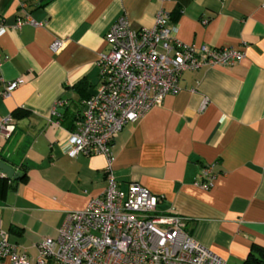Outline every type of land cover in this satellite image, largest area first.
I'll list each match as a JSON object with an SVG mask.
<instances>
[{"label": "crops", "instance_id": "0c3cea01", "mask_svg": "<svg viewBox=\"0 0 264 264\" xmlns=\"http://www.w3.org/2000/svg\"><path fill=\"white\" fill-rule=\"evenodd\" d=\"M170 13L175 37L194 45L244 51L230 65L184 69L179 88L111 140V170L121 190L138 182L160 196L157 213L186 218L185 230L225 264L264 260V7L261 0H0L3 57L0 160L18 177L0 175V230L35 264L37 243L56 236L64 213L83 208L106 185L103 154L66 152L81 101L99 81L105 33L120 15L151 26ZM24 13L39 24L13 26ZM63 39L58 51L51 42ZM22 81L2 95L9 79ZM83 80L84 88L76 83ZM213 183L200 186L204 165ZM23 175V177L21 176ZM5 178V179H4ZM48 264H59L48 259ZM2 264H10L8 257Z\"/></svg>", "mask_w": 264, "mask_h": 264}, {"label": "built area", "instance_id": "2783aa9c", "mask_svg": "<svg viewBox=\"0 0 264 264\" xmlns=\"http://www.w3.org/2000/svg\"><path fill=\"white\" fill-rule=\"evenodd\" d=\"M26 22L39 24L24 13L15 18L13 26ZM7 26L0 20V34ZM175 31L176 24L164 8L156 11L151 26L133 27L120 15L106 30L109 48L99 53L96 61L99 81L81 101L66 147L71 156L103 154L106 185L83 208L65 211L56 236H43L38 241L35 264H48V259L59 264H225L220 255L185 230L184 216L155 211L158 194L138 182L121 190L111 170V140L126 122L138 119L166 94L176 92L184 69L230 65L244 55L243 50L233 47L184 43L175 37ZM62 44L63 39L55 38L50 48L58 51ZM2 62L0 55V68ZM21 81V77L7 80L1 94L8 95ZM13 128L12 116L5 115L0 133L7 137ZM211 167L206 164L202 168L197 181L200 186L212 185ZM5 257L10 264H29L27 253L0 230V264Z\"/></svg>", "mask_w": 264, "mask_h": 264}, {"label": "water", "instance_id": "95a60500", "mask_svg": "<svg viewBox=\"0 0 264 264\" xmlns=\"http://www.w3.org/2000/svg\"><path fill=\"white\" fill-rule=\"evenodd\" d=\"M0 172L7 177H18L21 174L19 171H15L14 167L4 160H0Z\"/></svg>", "mask_w": 264, "mask_h": 264}, {"label": "trees", "instance_id": "16d2710c", "mask_svg": "<svg viewBox=\"0 0 264 264\" xmlns=\"http://www.w3.org/2000/svg\"><path fill=\"white\" fill-rule=\"evenodd\" d=\"M85 83L83 80L79 81L76 83V86L78 87V89H82L85 87ZM23 177V175H21ZM5 179V178H4ZM245 263L247 264H264V260H258V261H254L253 260V256L249 255L248 258L245 260Z\"/></svg>", "mask_w": 264, "mask_h": 264}]
</instances>
